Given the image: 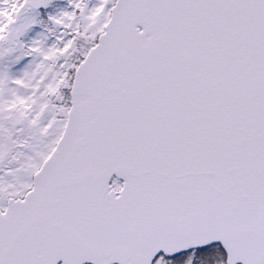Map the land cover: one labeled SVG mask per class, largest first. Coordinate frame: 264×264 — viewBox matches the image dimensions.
Wrapping results in <instances>:
<instances>
[{"label":"snow or ice","instance_id":"6c2138e0","mask_svg":"<svg viewBox=\"0 0 264 264\" xmlns=\"http://www.w3.org/2000/svg\"><path fill=\"white\" fill-rule=\"evenodd\" d=\"M0 264H264V0H0Z\"/></svg>","mask_w":264,"mask_h":264}]
</instances>
